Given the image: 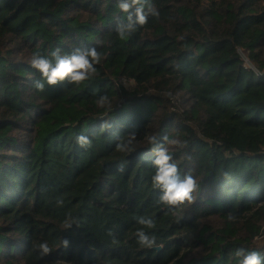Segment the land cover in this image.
Returning <instances> with one entry per match:
<instances>
[{"label": "trees", "instance_id": "16d2710c", "mask_svg": "<svg viewBox=\"0 0 264 264\" xmlns=\"http://www.w3.org/2000/svg\"><path fill=\"white\" fill-rule=\"evenodd\" d=\"M152 3L157 15L121 40L116 0H0V264H238L237 247L264 253V0ZM76 47L101 52L97 75L38 91L33 53ZM132 130L131 150L118 152L113 133ZM164 135L199 184L173 210L151 180V138ZM69 215L79 227L64 229ZM142 215L156 221L153 248L137 243Z\"/></svg>", "mask_w": 264, "mask_h": 264}, {"label": "clouds", "instance_id": "9594fccd", "mask_svg": "<svg viewBox=\"0 0 264 264\" xmlns=\"http://www.w3.org/2000/svg\"><path fill=\"white\" fill-rule=\"evenodd\" d=\"M116 7L125 14V17L118 21L115 29L118 38L121 40L128 39L136 31L137 26L145 25L150 14L157 15L152 0H116ZM102 59L101 52L95 47H76L68 53L56 48L47 56L41 55L39 52L33 53L30 65L41 76V79L34 82V87L43 92L46 85L55 86L62 82L78 86L92 80L97 75L96 66L101 63ZM96 103L98 107L107 108L109 111L114 108L107 94L98 95ZM100 127L101 130H107L111 129L112 125L104 121ZM113 134L116 136L115 148L122 153H128L131 150V145L136 141L138 135L136 130L126 133L125 136H120L119 133ZM75 140L81 147H92V139L86 134H78ZM151 144V151L154 154L152 164L155 168L151 180L153 188L158 189L160 192L158 203L173 210L186 202H192L194 199L193 193L199 188L198 181L190 172L184 175L180 174L178 165L168 147V145H178L181 142L178 139H170L168 135H164L160 139L153 136ZM118 171H124L123 163ZM57 204L61 206L63 201L58 200ZM228 218L230 221L237 219L232 214H229ZM136 222L142 226L135 233L139 246L142 248L156 246L155 234L146 231L156 228L155 219L151 216L142 215L137 217ZM74 224L79 227L76 218L71 215L63 220L64 229H70ZM62 244L63 247L67 248L69 241L64 239ZM35 249L41 258L49 255L52 251L46 240L35 245ZM233 255L238 260V264H264V253L258 250L240 246L235 249Z\"/></svg>", "mask_w": 264, "mask_h": 264}, {"label": "rangeland", "instance_id": "374dc122", "mask_svg": "<svg viewBox=\"0 0 264 264\" xmlns=\"http://www.w3.org/2000/svg\"><path fill=\"white\" fill-rule=\"evenodd\" d=\"M122 84L124 87L130 90L134 88V83L132 81L122 80ZM161 94L163 95L164 99H168L172 109H180L183 112L190 106V104L184 103V100L181 98L180 94H175L170 90H163Z\"/></svg>", "mask_w": 264, "mask_h": 264}, {"label": "water", "instance_id": "95a60500", "mask_svg": "<svg viewBox=\"0 0 264 264\" xmlns=\"http://www.w3.org/2000/svg\"><path fill=\"white\" fill-rule=\"evenodd\" d=\"M154 249H155V251H160L161 250V247H156Z\"/></svg>", "mask_w": 264, "mask_h": 264}]
</instances>
